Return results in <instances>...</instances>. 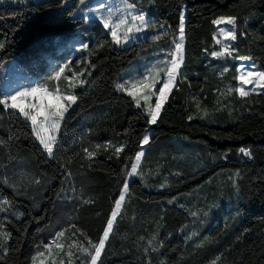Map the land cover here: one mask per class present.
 I'll list each match as a JSON object with an SVG mask.
<instances>
[{"label": "trees", "instance_id": "1", "mask_svg": "<svg viewBox=\"0 0 264 264\" xmlns=\"http://www.w3.org/2000/svg\"><path fill=\"white\" fill-rule=\"evenodd\" d=\"M131 2L147 13L154 25L170 26L172 31L178 29L180 12L185 13L183 71L187 81L170 94L158 123L151 126L143 109L116 91L114 82L118 74L124 76L121 69L140 65L143 72L154 58L164 59L171 48L170 37L154 48L147 47L149 38L126 47L106 44L100 49L98 42L109 37L95 20L83 25L80 16L72 14L78 0H69L64 7L59 0H0V64L16 55L30 72L35 70L33 54L45 48L64 51L62 58L53 57L52 64L71 59L96 65L89 68L86 83L75 89L78 100L65 114L53 158L31 134L30 123L0 106V138L8 144L0 148V161L6 165L0 168V201L8 198L13 204L7 212H0V222L12 233L7 253L0 251V264H32L38 246L43 250L42 245L56 231L67 227L69 214L77 216L73 222L97 240L119 196L125 165L130 169L131 159L141 150L139 140L145 129L150 142L143 146V171L151 169L155 174L145 181L139 176L129 180L131 195L106 243L104 264H211L220 254L223 258L218 264H264V96L253 95L246 104L236 95L218 97L217 88L229 83L237 86L233 77L238 61L226 64L204 52L205 48L218 49L212 40L216 26L211 21L221 15H236L238 39L234 44L239 54L252 57L251 62L264 70V0ZM80 25L90 31L84 39L89 44L85 52L70 47L69 39ZM240 31L247 35L241 36ZM59 41L69 43L66 50L57 46ZM225 66L230 70L221 78L219 71ZM50 71L51 66L30 79H43ZM58 86L66 88V83ZM218 99L228 107L216 111ZM197 104L210 115L203 119L196 115ZM189 115L194 119L189 121ZM107 141L125 145L119 158L113 150L101 151L89 167V161L76 155L83 147ZM240 147L250 148L252 158L239 153ZM9 152L15 157L11 162ZM70 159L69 177L61 165ZM236 169L241 170V176L232 175ZM13 175L40 179L42 184L33 183L26 195H17L2 182V177ZM81 195L95 202L83 204ZM174 196L177 199L169 204ZM74 208L79 211L73 212ZM199 209L207 210L208 216L190 214ZM17 212L23 215L17 217ZM192 233L197 235L187 239ZM153 234L163 242L162 247L155 252L149 247L145 253ZM205 237L210 242L197 247Z\"/></svg>", "mask_w": 264, "mask_h": 264}, {"label": "snow or ice", "instance_id": "2", "mask_svg": "<svg viewBox=\"0 0 264 264\" xmlns=\"http://www.w3.org/2000/svg\"><path fill=\"white\" fill-rule=\"evenodd\" d=\"M68 2L69 0H59V5L64 7L67 6ZM76 12L80 13V20L83 21V25H90L95 19L105 30L109 39L98 42L97 48L100 49L104 48L106 44L129 45L138 38L140 33L154 32L155 34L150 37L152 42L161 41L166 37L171 38V48L162 61H157L150 67H146L143 72H137L135 69H121L127 79L118 74V79L114 82L116 91L126 94L137 109H143L147 125L157 124L170 94L174 90L179 91L180 84L187 81V75L183 71L186 36L184 11L180 12L176 31H172L170 26L166 29L163 24L154 25L142 8H138L135 3L129 2V0H119L118 3L96 0L94 7H89L86 0H78L72 14L74 15ZM211 23L217 26V31L212 34V40L214 45L218 46V49L214 48L209 51L205 48L204 52L215 59L223 60L226 64L229 60L241 62L235 67L236 75L233 77V80L237 82V86L233 87L229 83L223 89L217 88L218 97L229 99L232 95H236L242 103L246 104L252 99L253 95L264 96V70H257L254 63L246 65L244 62L251 61L252 57L240 55L239 49L234 44L238 39V17L236 15H221L213 19ZM246 23L247 20H245ZM83 25L78 27L77 34H74L70 41V47L77 52L89 50V44L78 38V36H90V31ZM239 34L241 36L247 35L245 31H240ZM57 46L66 50L69 43L59 41ZM4 67L5 65L0 64V69ZM95 67V64L85 60L76 62L66 59L63 63L52 64L50 74L40 80H30L23 75L22 69L13 67L8 76L0 77V106L4 110H11L14 114L23 117L25 122L30 123L31 134L42 146L43 152L48 157L53 158L59 147L61 129L66 119L65 114L78 100L77 95L74 94L75 89L86 83V76L91 75L89 68ZM229 70L228 66L222 67L219 71L220 77L223 78ZM60 82L66 83L63 92L58 86ZM249 85L251 88H247ZM226 107L228 106L222 105L221 100H217L216 111H221ZM196 115L203 119L208 117L210 113L206 108L197 104ZM187 119L189 121L193 120L194 115H189ZM147 132L148 130L145 129V135L139 140L141 150L137 151L135 157L131 159V168L128 169L125 165L119 196L115 199L114 206L97 240L94 241L89 233L73 222L78 219L77 216L69 214L66 220L67 227H62L59 231H56L53 238L42 245L43 250H40L38 246L35 254L31 257L32 264H104L102 257L106 251V243L109 241L110 235L114 233L118 216L123 215L122 209L126 198L131 195L130 178L139 176L142 181H145L146 177L155 174L151 169L147 173L143 171L142 161L146 158L143 146L148 145L150 142V136ZM7 147V142L0 138V148ZM124 148V144L117 146L112 144L111 141H107L103 144L96 143L91 147H83L81 153L76 155L89 161L88 166L91 167V161L101 151L113 150L114 155L119 158ZM238 152L249 159L253 156L252 150L248 147H240ZM7 159L11 162L15 157L9 152ZM70 163H72L71 159L66 164L61 165L65 167L66 176L69 177L72 173L67 170V164ZM0 168H6L3 161H0ZM158 170L159 166H157L156 171ZM232 175L235 177L241 176V170L236 169ZM229 180L232 182V186L236 187V181L232 179V176H229ZM2 182L11 187L17 195H26L28 187L33 183L37 186L42 184L40 179L29 178L26 175H22L20 178L15 175L12 177L4 176ZM163 186L161 185V187ZM57 198H61L59 193ZM80 199L83 204H93L95 202L91 197L84 199L82 195ZM176 199L174 196L168 200V203L172 204ZM11 207H13V204L8 198L0 201V212H7ZM78 211V208L73 209V212ZM199 212H203L204 217L209 214L204 209L191 211L190 214L197 217ZM14 215L19 217L23 213L17 212ZM8 223H11V221H8ZM69 233L70 235H68ZM195 235L197 233H192L187 239H191ZM11 237L12 233L8 230L6 224L0 222V251L7 253L8 241ZM140 239L143 240L144 237H140ZM209 242V238L205 237L197 247H204ZM162 244L163 242L159 241L156 235L153 234L147 240L148 247L144 248V252L148 253L149 247L151 251L155 252L158 247H162ZM222 258L223 254L216 256L211 264H218ZM149 264H151V261H149Z\"/></svg>", "mask_w": 264, "mask_h": 264}, {"label": "rangeland", "instance_id": "3", "mask_svg": "<svg viewBox=\"0 0 264 264\" xmlns=\"http://www.w3.org/2000/svg\"><path fill=\"white\" fill-rule=\"evenodd\" d=\"M35 1H39V0H35ZM140 1V0H138ZM146 3H149L150 5L153 4V0H142ZM102 2H107V3H118L119 0H102ZM129 2H131V0H129ZM86 3L88 4L89 7H94L96 4V0H86ZM74 16H80L79 12H76L74 14ZM95 20V19H93ZM223 26V25H221ZM216 31H217V26H216ZM155 34L154 32H148V33H140L138 34V38L133 40L129 45L144 41V40H148L151 35ZM79 39L84 40L85 37L83 36H78ZM69 41H71V38L69 39ZM159 42V41H158ZM158 42H152L151 39L148 40L147 42V47H151L154 48V46L157 45ZM126 45V46H129ZM126 46H122V47H126ZM142 52V50L140 51ZM64 51H47L45 48H40L39 52H37L36 54H33V59H36V61H33V66L35 67V70H32L30 72L25 71L23 64L21 63V60L15 55L14 58H11L7 61H5L4 65L5 67L3 68V70L0 72V77L3 76H8L12 70L13 67H17L23 70V75L27 76L29 79L31 78V75H33L34 73H41V72H45L47 70L50 69V66L52 65V60L53 57H55L57 60L62 58ZM158 53H156L157 55ZM41 55H44V60L42 61V58L40 57ZM152 57L153 55H155V53H151ZM26 60V59H25ZM163 57L159 56L157 58H154L152 65L155 64L157 61H162ZM241 63L240 61H238V64ZM246 65L247 64H251V61H245L244 62ZM18 64H21L22 66H19ZM150 67V66H149ZM135 70L137 72H140V65L135 67ZM257 70H260L257 67ZM50 74V72H49ZM88 77V76H86ZM125 79H127V76H124ZM31 80V79H30ZM247 88H251V86H247ZM63 91L65 90V88H61ZM131 179V178H130Z\"/></svg>", "mask_w": 264, "mask_h": 264}]
</instances>
